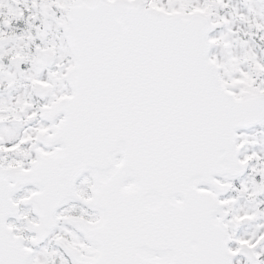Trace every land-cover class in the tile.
Segmentation results:
<instances>
[{
    "label": "snow or ice",
    "instance_id": "snow-or-ice-1",
    "mask_svg": "<svg viewBox=\"0 0 264 264\" xmlns=\"http://www.w3.org/2000/svg\"><path fill=\"white\" fill-rule=\"evenodd\" d=\"M242 4L0 0V264H264Z\"/></svg>",
    "mask_w": 264,
    "mask_h": 264
},
{
    "label": "rangeland",
    "instance_id": "rangeland-1",
    "mask_svg": "<svg viewBox=\"0 0 264 264\" xmlns=\"http://www.w3.org/2000/svg\"><path fill=\"white\" fill-rule=\"evenodd\" d=\"M234 2L237 3L238 6H240L243 11H245V12L247 11L246 8L243 7L242 0H234ZM253 2H254V6L257 10H264V0H253ZM240 27L243 28L244 26L240 25ZM247 230L248 231L254 230V226L248 227Z\"/></svg>",
    "mask_w": 264,
    "mask_h": 264
}]
</instances>
